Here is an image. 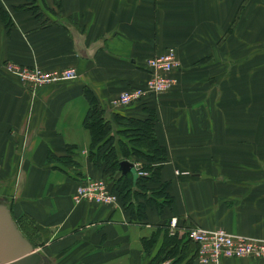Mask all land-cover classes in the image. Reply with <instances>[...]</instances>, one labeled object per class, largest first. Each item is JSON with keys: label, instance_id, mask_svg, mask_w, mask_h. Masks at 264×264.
I'll return each instance as SVG.
<instances>
[{"label": "crops", "instance_id": "1", "mask_svg": "<svg viewBox=\"0 0 264 264\" xmlns=\"http://www.w3.org/2000/svg\"><path fill=\"white\" fill-rule=\"evenodd\" d=\"M33 1L30 10L29 0H0V196L43 262L198 264L197 245L183 234L192 227L264 239V53H241L232 66L228 51L237 40L247 43L249 23L260 32L256 43L264 42V0ZM216 43L226 46L213 53L224 68L211 56ZM168 48L179 66L175 84L154 102V134L166 150L160 184L170 205L146 207L135 220L119 201L76 203L80 183L103 177L88 159L83 90L107 121L142 118L143 107L112 108L111 101L144 85L146 61ZM8 62L73 68L77 76L30 89L6 70Z\"/></svg>", "mask_w": 264, "mask_h": 264}, {"label": "trees", "instance_id": "2", "mask_svg": "<svg viewBox=\"0 0 264 264\" xmlns=\"http://www.w3.org/2000/svg\"><path fill=\"white\" fill-rule=\"evenodd\" d=\"M31 1L33 4L34 1ZM32 4L30 10H33ZM83 96L88 104L83 120V127L90 134L88 159L96 168L101 169L103 175L111 173L118 176L114 185H108L109 190L117 196L119 203L135 220H142L146 217V207L162 212L170 205L172 198L166 191L167 184H160V170L162 163L166 160V150L159 145L154 134L156 98H150L149 106L136 104V106L143 107L142 112H145V115L142 118L114 115L116 123H113L104 118V110L91 90L85 88ZM115 125L121 130L119 129L112 136ZM116 136H122L127 141L116 139ZM72 148L67 147L68 150ZM128 159L133 164L139 162V170L146 172L147 176H138L137 171L135 179L130 173L122 175L119 171V163L128 161ZM56 160L60 163H71L67 157L56 158ZM150 184H158V188L150 192L148 190ZM151 243L153 241H149L147 245Z\"/></svg>", "mask_w": 264, "mask_h": 264}, {"label": "built area", "instance_id": "3", "mask_svg": "<svg viewBox=\"0 0 264 264\" xmlns=\"http://www.w3.org/2000/svg\"><path fill=\"white\" fill-rule=\"evenodd\" d=\"M147 66L150 75L145 86L122 92L113 102L114 107H126L144 99V97L159 95L174 84L175 80L172 78L171 72L178 67V61L172 50L149 59ZM6 69L21 82L33 88L75 77L73 70L46 73L36 67L27 68L12 64H8ZM80 199L102 204L115 202V197L109 193L102 181H88L80 186L77 189L76 200ZM173 227L174 225H170L172 235L176 231ZM183 234L189 241L197 245V262L199 264H220L226 258L251 260L264 258V240L234 236L222 229L208 231L201 228H189Z\"/></svg>", "mask_w": 264, "mask_h": 264}, {"label": "water", "instance_id": "4", "mask_svg": "<svg viewBox=\"0 0 264 264\" xmlns=\"http://www.w3.org/2000/svg\"><path fill=\"white\" fill-rule=\"evenodd\" d=\"M122 175L130 173L136 178L133 164L119 163ZM43 257L33 249L31 243L21 234L4 201H0V264H41Z\"/></svg>", "mask_w": 264, "mask_h": 264}, {"label": "rangeland", "instance_id": "5", "mask_svg": "<svg viewBox=\"0 0 264 264\" xmlns=\"http://www.w3.org/2000/svg\"><path fill=\"white\" fill-rule=\"evenodd\" d=\"M223 1L224 0H215V2H217V3H223ZM29 2H30V4H32V1L31 0H29ZM222 11H221V15H222ZM213 16L214 17H216V22L218 23L219 21H223L224 19H223V17L222 16H219L218 14H216L215 12H213V11H211V17H212V19H213ZM246 35L247 36H249V37H247V43L245 44V43H240L239 42V40H237L235 43H233L232 44V46H231V49H229L228 51L231 53V57H232V60H231V64H232V66H237L238 65V61H237V59H236V57L238 58V57H240V55H241V53H248V55H251V54H254V53H258V52H263L264 53V42L263 43H256V38H259V36H260V32H256V29L254 28V27H252L251 26V24L249 23L248 24V31H247V33H246ZM252 36V37H251ZM256 36H258V37H256ZM263 36H264V28H263ZM228 46V45H227ZM225 45L223 44V45H221V46H219L218 45V43H216V44H214L213 45V47H211V49H213L212 51H211V56L212 57H214V59H216V64H217V68H224L225 67V59H224V57L223 56H221V58H217V56H215L213 53H216V52H219V53H224L226 50H225ZM245 48H246V50H245ZM227 57V56H226ZM251 58H253V60H254V56L253 57H251ZM251 58H250V60H251ZM252 61V60H251ZM19 65V64H18ZM20 66H22V65H20ZM22 67H31V66H22ZM34 67H36V66H34ZM37 69H39V70H41L40 68H38V67H36ZM65 70H73V68H68V69H65ZM65 70H62V71H65ZM41 71H43V70H41ZM43 72H46V73H49L50 71H43ZM224 78V77H223ZM170 90V89H169ZM167 92V91H166ZM166 92H164V93H166ZM158 97V96H157ZM217 116V115H216ZM221 122H219L218 124H220ZM117 128L119 129V127L117 126ZM121 130V129H120ZM118 131V130H117ZM116 132V131H115ZM114 132V133H115ZM112 133H113V130H112ZM112 133H111V135H112ZM122 137V136H121ZM124 138V137H123ZM125 139V138H124ZM126 141H127V139H126ZM128 161H130L129 159H128ZM136 163H139V162H136ZM142 166L144 165V163L143 164H141ZM144 176H147V173L145 172L144 173ZM116 177H118L117 176V174H111V173H109V174H107V175H103V177L100 179V180H102L103 182H105V183H107V185H114V182H115V180H116ZM158 188V184L157 185H152V184H150V186H148V190L151 192V191H155L156 189ZM153 189V190H152ZM150 192H148V193H150ZM1 200H4V199H2L1 198V196H0V201ZM138 201H140V202H142V200H140V199H138ZM80 202H83V201H80ZM80 202H76V203H80ZM87 202H89V203H92L93 205H98V206H101V205H99V204H96V203H94V202H90V201H87ZM8 207V206H7ZM103 207V206H102ZM114 207V206H113ZM16 222V221H15ZM17 224V223H16ZM18 226V225H17ZM19 228V227H18ZM34 249V248H33Z\"/></svg>", "mask_w": 264, "mask_h": 264}, {"label": "bare ground", "instance_id": "6", "mask_svg": "<svg viewBox=\"0 0 264 264\" xmlns=\"http://www.w3.org/2000/svg\"><path fill=\"white\" fill-rule=\"evenodd\" d=\"M169 50H172L173 52H174V54H175V57H176V53H175V50L173 49V48H168L163 54H165L167 51H169ZM162 55V54H161ZM159 56V55H158ZM153 58V57H152ZM151 59V58H150ZM176 59H177V57H176ZM149 60V59H148ZM148 60L146 61V69H147V73H148V79H149V75H150V70H149V68H148V66H147V62H148ZM178 61V60H177ZM8 64H12V65H16V66H20V65H18V64H16V63H13V62H8V63H6L5 64V68H6V66L8 65ZM178 66H179V62H178ZM20 67H22V66H20ZM34 66H31V67H27V68H33ZM178 68V67H177ZM176 68V69H177ZM175 69V70H176ZM7 70V69H6ZM175 70H173L172 72H171V76H172V73L175 71ZM73 71H74V73H75V77L77 76L76 75V71L73 69ZM58 72H61V71H58ZM10 73V72H9ZM13 75V74H12ZM14 76V75H13ZM22 85H24L25 87H27V88H30V89H35V88H39V87H43V86H46V85H51V84H53V83H56V82H53V83H50V84H46V85H41V86H38V87H29V85H27V84H25V83H23V82H21L16 76H14ZM74 77V78H75ZM73 78V79H74ZM173 78V77H172ZM148 79H147V81H148ZM174 79V78H173ZM68 80H70V79H68ZM146 81V82H147ZM58 82V81H57ZM146 82H145V84H146ZM145 84L144 85H142V86H139V87H132V88H130V89H127V90H131V89H134V88H140V87H144L145 86ZM174 84H175V82H174ZM173 84V85H174ZM172 85V86H173ZM171 86V87H172ZM170 87V88H171ZM169 88V89H170ZM168 89V90H169ZM127 90H124V91H127ZM168 90H166V91H168ZM124 91H122V92H124ZM165 91V92H166ZM122 92H120L118 95H117V97L113 100V101H111V105H112V108H118V109H120V108H128V107H131V106H134V105H136V104H138V103H141V105H143V106H149V100H150V98L151 97H153V98H157V96H159V95H161V94H159V95H156V96H147V97H144V99H141L140 101H138V102H136V103H134V104H131V105H129V106H126V107H114L113 106V102L119 97V95L122 93ZM164 93V92H163ZM129 162V161H128ZM133 164V163H132ZM133 167H134V170H135V172L137 171V175L138 176H143L144 175V173L145 172H141L139 169H140V165H139V163H134L133 164ZM121 173V172H120ZM141 173V174H140ZM176 174H178V172L176 173ZM88 181H102V180H87V181H84V182H82V183H80L77 187H76V189H75V191H74V194H73V196H72V198H73V200L75 201V202H80V201H90V200H87V199H80V200H76V193H77V189L80 187V186H82L84 183H86V182H88ZM103 182V181H102ZM103 183H105V182H103ZM105 185H106V188H107V190L109 191V193L110 194H112L114 197H115V202L113 203V204H102V203H96V202H94V201H90V202H94V203H96V204H99V205H101V206H105V207H113V206H117L118 205V199H117V196L113 193V192H111L110 190H109V188H108V185H107V183H105ZM2 201H4V203H5V205L7 206V204H6V201L5 200H2ZM8 208V207H7ZM11 214V213H10ZM12 217V216H11ZM13 219V218H12ZM14 220V219H13ZM14 222H15V220H14ZM16 223V222H15ZM17 225V224H16ZM172 225H174L173 223H171V226ZM18 227V226H17ZM175 227V226H174ZM173 227V228H174ZM194 228H200V227H192V228H190V229H194ZM19 229V228H18ZM201 229H203V228H201ZM218 229H222V228H218ZM204 230H208V229H204ZM214 230V229H213ZM222 230H224V229H222ZM19 231H20V229H19ZM208 231H210V230H208ZM225 231V230H224ZM21 232V231H20ZM226 232V231H225ZM228 233V232H227ZM21 234H22V232H21ZM228 234H230V233H228ZM23 235V234H22ZM231 235H233V234H231ZM24 236V235H23ZM234 236H238V235H234ZM25 237V236H24ZM239 237H243V236H239ZM243 238H248V239H254V240H264V239H255V238H250V237H243ZM27 239V238H26ZM32 245V244H31ZM33 247V246H32ZM198 248V247H197ZM196 259H195V261L197 262V252H196V257H195ZM226 259H230V258H226ZM261 260H264V258L263 259H259V260H256V261H261ZM198 263V262H197ZM199 264V263H198Z\"/></svg>", "mask_w": 264, "mask_h": 264}, {"label": "flooded vegetation", "instance_id": "7", "mask_svg": "<svg viewBox=\"0 0 264 264\" xmlns=\"http://www.w3.org/2000/svg\"><path fill=\"white\" fill-rule=\"evenodd\" d=\"M41 264H45V263L42 261Z\"/></svg>", "mask_w": 264, "mask_h": 264}]
</instances>
